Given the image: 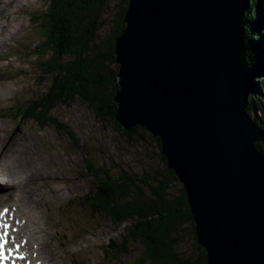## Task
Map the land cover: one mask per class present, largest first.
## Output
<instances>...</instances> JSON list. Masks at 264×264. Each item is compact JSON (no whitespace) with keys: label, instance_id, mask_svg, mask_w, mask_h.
I'll list each match as a JSON object with an SVG mask.
<instances>
[{"label":"water","instance_id":"1","mask_svg":"<svg viewBox=\"0 0 264 264\" xmlns=\"http://www.w3.org/2000/svg\"><path fill=\"white\" fill-rule=\"evenodd\" d=\"M247 1L129 0L115 38L116 121L159 139L207 264H264V132L247 110Z\"/></svg>","mask_w":264,"mask_h":264},{"label":"trees","instance_id":"2","mask_svg":"<svg viewBox=\"0 0 264 264\" xmlns=\"http://www.w3.org/2000/svg\"><path fill=\"white\" fill-rule=\"evenodd\" d=\"M112 1L49 0L42 14L32 13L35 23L40 22L38 38L32 46L17 48L20 54L16 57L33 56L35 61L28 64H33L47 88L9 108L19 125H49L69 137L76 149L80 147L73 131L52 115L56 107L75 99L96 117L114 123L125 136H135L137 141L149 137L162 164L158 169L139 174L122 170L116 175L84 161L83 171L96 182L86 198L91 212L127 226V240L118 246L108 244V250L112 257L124 254L128 252L126 242L136 240L141 252L132 264H207L206 253L196 241L186 193L166 166L159 139L139 125L126 130L116 121L115 38L124 28L129 0H118L109 12ZM243 19L247 58L254 71L247 110L264 132V0H248ZM257 146L264 153V141ZM185 227L194 242L192 250L183 247Z\"/></svg>","mask_w":264,"mask_h":264},{"label":"rangeland","instance_id":"3","mask_svg":"<svg viewBox=\"0 0 264 264\" xmlns=\"http://www.w3.org/2000/svg\"><path fill=\"white\" fill-rule=\"evenodd\" d=\"M48 2L0 0V143L5 149L3 157L14 151L18 153V144L24 139L32 144L43 160L45 167L42 172L50 174L51 170L56 171L52 179L54 190L51 184L44 187L41 179L39 183L33 180L28 183L27 177L23 187L26 201L36 210L44 206L40 199L43 192L49 196L48 199L58 203L53 213L42 211L41 221L55 228L57 235L65 233L63 240L60 239L56 245V253L63 260L61 264H132L141 252V245L136 240L126 242L128 252L111 256L108 244L118 246L122 240H127V226L116 225L91 212L86 198L96 182L93 183L90 175L83 171L84 161L97 168H108L116 175L122 170L139 174L158 169L162 164L154 142L147 136L141 141H137L135 136H125L114 123L96 117L84 102L75 99L56 107L52 115L73 131L79 141L80 149H76L69 137L49 125H19V120H15L13 110L9 108L23 103L32 95L41 94L47 88L42 76L35 67L32 68L33 64H28L35 61L34 57L26 55L28 58H24L22 55L20 59L16 54H20L17 48L23 50L24 45L32 46L38 38L40 22L35 23L37 19L32 13L42 14ZM117 2L114 0L109 4V12H113V5ZM30 161L28 157L26 163L30 164ZM53 223L62 229L58 230ZM183 232V247L192 250L194 242L189 229L185 227Z\"/></svg>","mask_w":264,"mask_h":264},{"label":"bare ground","instance_id":"4","mask_svg":"<svg viewBox=\"0 0 264 264\" xmlns=\"http://www.w3.org/2000/svg\"><path fill=\"white\" fill-rule=\"evenodd\" d=\"M17 149L18 153L14 151L8 157H3L5 149L0 143V179L4 185L0 186V226L3 232L7 231L9 247L13 248L10 259L15 260V264H61L63 260L56 253V245L60 239L63 240L65 233L57 235L55 228H50L41 221L42 211L53 213L58 203L48 199L49 196L43 192L40 199L44 206L41 205V210H36L26 201L27 195L23 187L27 177L28 183L30 180L39 183L41 179L44 187L51 184L54 190L52 179L55 178L56 171L51 170V175L42 172L45 165L30 142L23 139ZM28 157L31 158L30 164L26 163ZM4 224L8 225L6 230L2 227ZM52 225L57 226L58 230L62 229L57 223Z\"/></svg>","mask_w":264,"mask_h":264},{"label":"snow or ice","instance_id":"5","mask_svg":"<svg viewBox=\"0 0 264 264\" xmlns=\"http://www.w3.org/2000/svg\"><path fill=\"white\" fill-rule=\"evenodd\" d=\"M6 211L7 209L5 210V212ZM2 227H4L6 230L8 228V225L4 224L2 225ZM6 236H7V231H5L3 235H0V241H3V242H0V259L4 258L3 248H4V244L7 242L5 239ZM20 258L23 259V257H20Z\"/></svg>","mask_w":264,"mask_h":264}]
</instances>
